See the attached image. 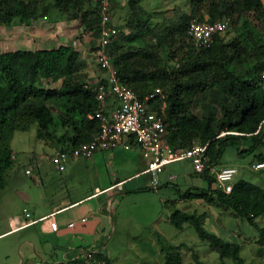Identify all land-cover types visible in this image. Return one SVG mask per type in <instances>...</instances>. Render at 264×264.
<instances>
[{"label":"trees","instance_id":"trees-1","mask_svg":"<svg viewBox=\"0 0 264 264\" xmlns=\"http://www.w3.org/2000/svg\"><path fill=\"white\" fill-rule=\"evenodd\" d=\"M113 1L109 0L110 8ZM100 5L101 0H0V26L12 23L28 26L56 11L89 34L90 47L97 58ZM127 6L129 13L122 18L127 32L121 25L113 24L120 31L102 50L120 83L149 106L151 115L160 113V106L165 102L167 143L173 148H186L194 139L202 144L208 142L210 163H219L227 145L236 147L239 155L253 153V157L264 162V61L258 59L263 44L258 45L254 33L247 32L256 58L254 62L252 58L248 60V50L239 38L225 39L234 17L243 15L252 21L264 40L263 0H190L189 12L177 10L171 20L159 22L151 19L141 0H128ZM193 19L197 22L225 20L228 24L224 32L214 35L210 46L197 47L187 33ZM249 62L254 64L247 65ZM86 66L87 59L73 43L0 51V188L4 187L13 165L10 142L14 132L26 131L31 124H36L37 137L49 144L54 140L53 130L59 125L64 130L58 139L61 151L89 142L99 133L97 113L106 114V106L116 102V97L110 94L104 104L96 99L94 89L98 84L109 87L107 69L97 58L100 75L88 78ZM215 87L223 93V100L219 102L221 117L216 121L208 108L204 115L192 110L197 104L206 107L208 104L202 101L204 95L209 93L212 98ZM158 88L164 95L163 100L156 96L146 101ZM221 132L227 134L219 136ZM203 178L207 189L187 190L182 198L216 203L241 216L257 230L256 243L264 250V227L257 223L264 216V186L241 179L233 182L231 192L225 193L213 187L212 175ZM202 218L203 214L180 210H173L169 215L170 222L179 230L191 223L199 239L220 260L232 258L234 264H244L241 247L205 231ZM182 246L162 247V264H182ZM192 257L194 264H202L198 253L193 252ZM98 261L112 264L100 252L79 264Z\"/></svg>","mask_w":264,"mask_h":264},{"label":"rangeland","instance_id":"rangeland-1","mask_svg":"<svg viewBox=\"0 0 264 264\" xmlns=\"http://www.w3.org/2000/svg\"><path fill=\"white\" fill-rule=\"evenodd\" d=\"M127 1L114 0L111 3L113 14L110 13L111 23L121 25L124 32L127 31L122 24V18L129 13ZM141 3L154 22L166 18L171 20L177 10L190 11V0H141ZM248 31L254 33L258 45L263 44L260 48L262 57L260 55L258 59L264 61V40L247 16L234 17L225 33V39L239 38L248 50V60L252 58L256 62V58L252 55V44L247 38ZM59 43H73L80 55L88 59L90 70L98 73L97 58L95 50L90 47L89 34L84 33L75 21L64 19L56 11L31 22L28 26L14 23L0 26L1 52L49 48ZM254 62H249L247 65H252ZM213 90L215 93L212 98L209 93L204 95L202 101L208 104L206 107L197 104L192 110L198 115H204L205 108H208L216 121L221 117L219 102L223 100V93L216 87ZM63 132L64 130L56 125L53 130L54 140L49 144L37 137L36 124H31L26 131L14 132L10 142L13 165L6 177L4 187L0 188L1 229L8 225L11 216H23V208H27L32 216L49 211L57 205L88 193L95 185H105L108 179L110 180V171L116 174V170L108 166L109 161L101 162L97 167L90 166V163L89 167H82L86 160L74 159L69 152L71 147L67 148L68 151H64L69 152L64 158L69 168L59 171L55 158L57 152H60L58 139ZM194 142L198 141L194 139L191 144ZM125 153L132 157L131 151ZM134 154L137 156L131 158V167H144V160L137 153ZM95 158L97 156L92 157V160ZM258 162L261 161L253 157V153L239 155L236 147L227 145L222 152L219 165L236 168L234 181L244 179L264 186V167L259 172L251 167ZM25 169H29L31 174H25ZM122 169L127 170L126 164H117L119 174L123 172ZM171 173L176 174V180L168 179ZM143 178L147 179V175ZM136 182H132L133 185H137ZM132 183L126 186L127 193L110 206L112 225L109 226L102 241L106 256L101 254L110 259L112 264H162V247L179 244L184 245L180 248L182 264H194L193 252L198 253L202 264H234L232 258L220 260L219 255L212 251L206 242L199 239L191 223L184 224L181 230L177 229L169 220L173 210L203 214L201 224L204 230L226 242L238 244L241 247L240 255L244 264H264V250L256 243L258 232L244 218L216 203L209 204L200 199L182 198V194L187 190L195 191L194 188L200 187L205 190L208 187L207 181L195 173L189 163L169 165L165 172L159 175L157 187L144 182L142 190L133 191L129 188L133 186ZM257 223L258 226L264 227V216L258 218ZM24 234L31 233L24 231L0 239V264H16L17 260L20 264L23 263L26 244L23 245L21 237Z\"/></svg>","mask_w":264,"mask_h":264},{"label":"built area","instance_id":"built-area-1","mask_svg":"<svg viewBox=\"0 0 264 264\" xmlns=\"http://www.w3.org/2000/svg\"><path fill=\"white\" fill-rule=\"evenodd\" d=\"M101 20L98 23L100 34L98 46L100 50L96 53L98 62L102 67L107 69L109 78V87L103 84H98L95 87L96 99L102 104L110 94L116 97V102L112 107L105 110L106 114L97 113L100 121L99 133L89 142L82 143L77 147L70 149V155L73 158H89L95 152L115 148L118 145H123L125 149H130L131 143H123L125 138H129L148 158L146 169L143 173L150 176L149 183L156 187L158 184L159 175L165 169L174 163L189 162L195 173L204 177L209 174L215 179V188L229 193L232 190L234 177L237 170L233 166H220L219 163H210L207 154L208 142L202 144L194 142L186 148H173L166 141L167 124L165 123L164 110L166 107L163 101L160 106V113L151 115L147 112L146 104L136 99L134 94L120 83L116 70L109 64L107 55L102 49L112 41V38L120 31L118 27L110 22V7L109 0H101ZM227 21L217 20L209 22L207 20L197 22L194 19L190 20L187 33L191 36L197 47L210 46L213 37L216 33L224 32L227 28ZM156 96L162 100L164 95L161 90L154 89L147 97L149 101ZM227 133L221 132L219 136ZM69 152H57V158L64 159ZM253 170H259L264 167V162L253 164ZM60 168H62L60 166ZM25 174H30V170L26 169ZM168 179L173 181L175 176H169ZM112 188L121 189V183L116 184ZM111 189V188H110ZM102 193L103 191H97ZM24 215L29 218L30 214L26 209L23 210ZM84 221V220H83ZM37 222H47L48 228L52 232L58 230V224L52 218V214L43 216L37 220L31 219L27 224H35ZM72 226V223L70 224ZM96 252H85V261L93 258ZM97 264H104L103 261H98Z\"/></svg>","mask_w":264,"mask_h":264},{"label":"crops","instance_id":"crops-1","mask_svg":"<svg viewBox=\"0 0 264 264\" xmlns=\"http://www.w3.org/2000/svg\"><path fill=\"white\" fill-rule=\"evenodd\" d=\"M84 71L87 73L88 78L100 75L98 70L97 74L93 70H90L88 61ZM106 107L109 108L112 105ZM146 109L150 113L147 104ZM127 141L131 143L130 149H125L123 145H118L115 148L97 151L89 158H83L88 163L85 161L82 167H89V163L90 166L97 167L101 162L105 163L109 161L108 166H110V169L116 170V174L110 171V180L108 179L105 185H95L88 193L80 195L74 200L57 205L49 211L40 212L37 215L32 216L27 208H23V210H27L30 217L27 218L24 212H22L23 216H11L8 219V225L3 229L0 228V239L3 236L19 234L24 231L25 233H31L29 235L24 234L21 237L23 245L26 244L23 252V263L25 264H38L39 262L48 264L53 262L79 263L80 261H85L84 253L90 251H98L105 255L102 241L106 237L109 226L112 225L110 213L111 204L114 201H118V198L127 193L128 187L126 186L128 184L137 181V185H133L132 183L133 186L129 188L133 191H140L144 188V182L145 184H149L150 180V176L143 173L146 169L148 158L144 156L143 152L129 138H125L123 143ZM127 151L132 152L131 158H135L137 155L134 153H137L144 160V167H131L130 154L125 153ZM94 156H97V158L92 160ZM55 161L58 162L57 169L59 171H64L69 168V164L64 159L58 158ZM120 163L126 164L127 166V170L124 171L122 169L123 172L121 174L117 170V164L120 165ZM146 175L147 179H144L143 177ZM169 176H175L174 180L177 179L175 173H171ZM119 183H121L120 190L118 188H112ZM200 189L204 188L200 187ZM97 191L103 192L98 193ZM105 206L108 208V211ZM50 214H52L53 220L58 224V230L56 232L49 230L47 222L27 224L31 219L37 220ZM71 223L72 226H70ZM28 230H32V232H28ZM16 264H20V261L17 260Z\"/></svg>","mask_w":264,"mask_h":264},{"label":"clouds","instance_id":"clouds-1","mask_svg":"<svg viewBox=\"0 0 264 264\" xmlns=\"http://www.w3.org/2000/svg\"><path fill=\"white\" fill-rule=\"evenodd\" d=\"M236 176V175H235Z\"/></svg>","mask_w":264,"mask_h":264}]
</instances>
